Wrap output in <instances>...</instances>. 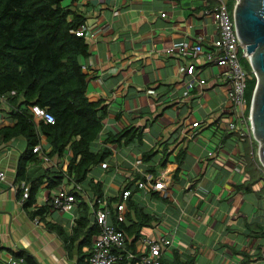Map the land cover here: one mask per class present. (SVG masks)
Returning <instances> with one entry per match:
<instances>
[{"label":"crops","instance_id":"obj_1","mask_svg":"<svg viewBox=\"0 0 264 264\" xmlns=\"http://www.w3.org/2000/svg\"><path fill=\"white\" fill-rule=\"evenodd\" d=\"M219 3H63L86 18L89 55L82 60V66L88 76V95L105 108L103 130L92 150L107 147L112 154L102 164L91 167L81 185L85 192L72 209L59 212L50 206L51 199L64 186L71 194L74 191L67 181L49 189L50 175L66 172L72 153L49 157L51 146L43 136L41 145L49 161L38 154V161L28 167L26 180L17 181L19 157L27 141L17 137L2 143L0 170L6 173V179L0 184V264H24L17 257L22 252L37 264H84L80 260L83 257L87 263L93 244L83 246L85 233L97 225L96 211L116 210L117 202L109 203L120 198L123 201L124 189L132 192L124 203L125 224L138 222L128 207L130 202L153 219L149 227L141 230L139 239L126 233L130 250L143 253L144 240L175 234L174 246L165 249L162 262L172 263L178 256L177 264H243L248 261L244 254L255 255L253 247L257 243L248 236V227L262 223L264 217V198L260 200L256 194L264 187L263 182H256L260 175L254 172L252 152L257 149L256 143L242 142L227 130L232 117L224 68L206 64L207 52L198 57L180 53L199 45L205 51L214 50L212 43L219 37V28L209 11ZM172 48L174 52L168 53ZM192 63L206 83L187 90L186 68ZM6 104V99L0 98V129L14 125ZM195 123H199L197 128L193 127ZM130 128L142 129L141 142L105 145L108 133ZM207 130H211L210 136H206ZM150 152L156 155L146 162L143 157ZM162 160L168 161L167 166L160 165ZM148 176L162 179L166 188L150 193L139 190L138 183ZM23 182L30 185V192L34 182L41 184L31 207H26L29 199L23 203ZM250 183L253 193L238 190V186ZM96 185L103 193L100 204L105 207H95ZM44 208L43 214L35 215ZM82 218L87 220L86 227L80 225Z\"/></svg>","mask_w":264,"mask_h":264},{"label":"trees","instance_id":"obj_2","mask_svg":"<svg viewBox=\"0 0 264 264\" xmlns=\"http://www.w3.org/2000/svg\"><path fill=\"white\" fill-rule=\"evenodd\" d=\"M65 1L0 0V98L6 99V111L14 123L11 127L0 129V145L17 137H23L27 141V148L19 157L17 181L26 180L29 165L38 161V154L33 150L42 144L43 136L51 146L49 157H62L66 152L72 153L66 172L50 175L49 189L58 188L65 181L70 186L83 185L91 167L102 164L112 154L107 147L97 152L92 150L103 130L105 108H101V101H94L88 95L89 81L83 71L82 60L89 55V47L85 33L83 36H77L84 28L86 18L71 6H64ZM245 67L252 74L246 89V96L251 104L257 79L248 63H245ZM34 106L47 110L55 117V123L49 125L36 121L32 113ZM142 136V129L136 128L125 129L120 133L110 132L107 134L105 145H129L135 141L141 142ZM256 150L255 148L252 153L255 159L254 172L260 175L256 182L264 183L261 176L262 165L256 159ZM155 155L150 152L145 154L143 159L149 162ZM167 162L162 160L160 165L165 167ZM149 171L154 172L153 169ZM177 172L178 169L175 177ZM40 186L37 182L32 184L26 207H31ZM238 190L254 192L251 183L238 186ZM82 194L73 192L76 199H81ZM256 194L260 200L264 198V187ZM96 196L95 207L99 206L103 199L99 185H96ZM121 201L120 198L118 201H111L109 205L112 202L119 204ZM83 206L84 210L88 211L89 207L86 204ZM128 207L138 217L137 223L130 226L125 224L126 221L119 223L116 219L117 208L111 211L110 222L117 230L127 233L131 238L139 239L141 230L149 227L153 219L143 210L134 207L131 202ZM45 210L46 208L35 215L43 214ZM127 219L130 221V214ZM252 224L248 227V236L256 240V251L264 241V223ZM80 225L87 226L86 218H82ZM61 235L63 236L62 233ZM98 235L99 226L94 225L86 231L83 246L92 245ZM243 256L248 258L243 264H254L251 255ZM17 257H20L24 264H37L34 258L25 252ZM80 260L87 264L86 257ZM177 262L178 256L172 263L163 260L162 264ZM188 264H192V261Z\"/></svg>","mask_w":264,"mask_h":264},{"label":"built area","instance_id":"obj_3","mask_svg":"<svg viewBox=\"0 0 264 264\" xmlns=\"http://www.w3.org/2000/svg\"><path fill=\"white\" fill-rule=\"evenodd\" d=\"M239 0H235L236 4ZM219 4L210 9L209 15L219 28V37L212 43L214 50L205 51L203 46L199 45L191 50L182 49L181 54L184 57H198L204 52L205 63L224 68L223 76L228 83L227 100L230 103L229 114L232 117L231 122L227 124V130L230 133L238 135L240 141L246 140L255 142L253 127L251 125V106L247 105L246 89L248 81V72L244 69L241 59V49L244 51V57L249 59L245 47H243L234 22V15L230 13L228 4L219 0ZM164 16V15H163ZM84 28L77 33V36H83ZM174 52V48L168 53ZM186 89L192 90L198 84L204 85L206 82L200 78L196 72L195 64L186 68ZM249 108V109H248ZM34 119L38 122L53 125L55 117L45 109L38 106L32 108ZM199 123L193 125L197 128ZM34 153L41 156L42 160L49 161L44 155L43 148L38 145L34 148ZM254 152V151H253ZM252 152V153H253ZM212 155V154H211ZM6 179V173L0 170V184ZM21 188L24 192L23 203L29 199L30 185L22 183ZM73 191L84 193L81 185L72 184ZM137 188L146 193L151 191H162L166 185L162 179H155L152 176L146 177L139 182ZM57 194L51 199L50 206L59 212H68L76 203V198L71 194L67 187L60 188ZM131 191H124L123 201L117 205L118 222L125 221V202L131 196ZM104 206L105 204H100ZM105 207V206H104ZM110 213L108 209H100L95 213L96 224L99 226V235L93 243L92 253L87 259V264H122L125 261H135L137 264H162V256L166 248L174 246V236L170 238L146 239L144 240L145 250L143 253L129 249L128 237L123 231L117 230L109 220Z\"/></svg>","mask_w":264,"mask_h":264},{"label":"water","instance_id":"obj_4","mask_svg":"<svg viewBox=\"0 0 264 264\" xmlns=\"http://www.w3.org/2000/svg\"><path fill=\"white\" fill-rule=\"evenodd\" d=\"M240 41L249 56L257 84L251 102V125L264 167V0H239L233 10Z\"/></svg>","mask_w":264,"mask_h":264},{"label":"rangeland","instance_id":"obj_5","mask_svg":"<svg viewBox=\"0 0 264 264\" xmlns=\"http://www.w3.org/2000/svg\"><path fill=\"white\" fill-rule=\"evenodd\" d=\"M226 3L228 4V7H229V11H230V13H232L233 14V10H234V7H235V5H236V2H235V0H226ZM240 59H241V63H242V65H243V67H244V69L248 72V80L251 78V76H252V74H251V72L249 71V69H247L246 67H245V63H248L249 65H250V60L247 58V57H244V51H243V49H241V52H240ZM250 67H251V65H250ZM251 70H252V68H251ZM246 100H247V105H248V103L250 104V102H249V99H248V97L246 96ZM249 106V105H248ZM211 130H207V131H205V133H206V136H210V132ZM255 143H257V145H258V148H257V150H256V159L257 160H259V162H260V164L262 165V163H261V161H260V159H259V157H258V155L257 154H259V148H260V145H259V143H258V141L255 139ZM256 145V146H257ZM262 171H263V173H261V176H262V178L264 179V167L262 166ZM261 221H262V223H264V217L263 218H261ZM172 236H174V234H172L171 235V237ZM260 246V249L259 250H256L254 253H255V255H253V258H255V259H257V260H255V262H253L254 264H256V263H258V264H264V241H262V243L259 245ZM256 247H253V250L255 249Z\"/></svg>","mask_w":264,"mask_h":264},{"label":"clouds","instance_id":"obj_6","mask_svg":"<svg viewBox=\"0 0 264 264\" xmlns=\"http://www.w3.org/2000/svg\"><path fill=\"white\" fill-rule=\"evenodd\" d=\"M252 73H253V71H252ZM253 75H254V73H253ZM255 76V75H254ZM252 102V101H251ZM42 146V145H41ZM258 155V154H257ZM258 157H259V155H258ZM175 235V234H174Z\"/></svg>","mask_w":264,"mask_h":264}]
</instances>
